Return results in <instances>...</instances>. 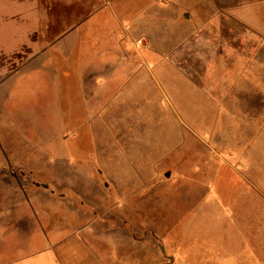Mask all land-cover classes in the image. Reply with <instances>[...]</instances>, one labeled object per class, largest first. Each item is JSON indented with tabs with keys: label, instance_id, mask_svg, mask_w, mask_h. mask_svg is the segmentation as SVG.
I'll return each instance as SVG.
<instances>
[{
	"label": "rangeland",
	"instance_id": "1",
	"mask_svg": "<svg viewBox=\"0 0 264 264\" xmlns=\"http://www.w3.org/2000/svg\"><path fill=\"white\" fill-rule=\"evenodd\" d=\"M19 68L0 85V208L27 201L95 264L241 262L245 221L206 204L247 194L255 241L264 0H0V79Z\"/></svg>",
	"mask_w": 264,
	"mask_h": 264
},
{
	"label": "crops",
	"instance_id": "2",
	"mask_svg": "<svg viewBox=\"0 0 264 264\" xmlns=\"http://www.w3.org/2000/svg\"><path fill=\"white\" fill-rule=\"evenodd\" d=\"M96 71L101 74L107 73L105 68ZM23 72L24 68H19L13 75L7 77V79L1 78L0 85L2 81L7 80L12 87V85L16 83L14 77L19 76V74H22ZM90 83L91 82L88 80L84 83L88 91H90ZM98 92L100 91L95 93L96 97L99 95L102 97L103 95H108L103 92L98 94ZM90 95H92V93ZM73 183L74 185L76 183L74 179ZM76 189L75 186V191ZM247 196L248 195H245V193L238 195L235 194L237 202L240 200V205H237L236 208H233L230 204V201L232 200L231 195L221 197L217 195L215 196L214 194L212 202L206 204V206H209V211H222V209H225L227 212H223V214L228 216L227 218H230L231 216L237 217V223H239V221L244 223L245 221V227L248 228V231H237V233L240 234L234 238L236 241L240 242V246L236 248V256L240 258L241 262L238 261L236 262L237 264H245V256L251 260H258L264 255V197L261 196L260 198L259 225L255 226L256 229L254 231L256 239L255 241H250L249 235L253 233V214L252 212L250 213V220L247 222L248 217H245ZM225 198L228 200H225ZM251 198L252 194H250V199ZM19 206L26 208L25 212L24 210L20 211L18 208H12L10 210L8 204H3L0 208V213L3 214V217L0 215V217H2L0 218V264H95V254L93 252L95 250L92 242H74L66 239H56L55 236L50 238L45 234V225L40 217L35 212H31V214L28 212L27 208L29 203L27 201L24 202V204L19 203ZM256 216L258 217V215ZM222 223H224V221ZM220 238L225 239V233L222 234ZM221 248V255L223 254L225 259L224 263L229 264L231 258L230 256L225 255V247ZM242 248L245 250L244 257L240 255V249ZM257 248H260V257L259 254L255 253V249ZM99 259L101 260L100 262L103 263L102 254ZM259 261L261 264H264L262 259Z\"/></svg>",
	"mask_w": 264,
	"mask_h": 264
},
{
	"label": "water",
	"instance_id": "3",
	"mask_svg": "<svg viewBox=\"0 0 264 264\" xmlns=\"http://www.w3.org/2000/svg\"><path fill=\"white\" fill-rule=\"evenodd\" d=\"M166 177H167V178H170V173H168V174L166 175ZM171 261H173V260H171Z\"/></svg>",
	"mask_w": 264,
	"mask_h": 264
}]
</instances>
